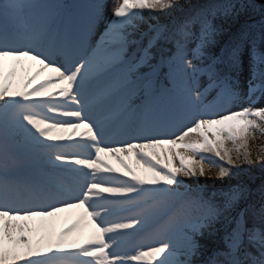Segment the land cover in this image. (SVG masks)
Here are the masks:
<instances>
[{
	"label": "snow or ice",
	"instance_id": "obj_1",
	"mask_svg": "<svg viewBox=\"0 0 264 264\" xmlns=\"http://www.w3.org/2000/svg\"><path fill=\"white\" fill-rule=\"evenodd\" d=\"M178 6L119 0L105 23L96 0L81 33L41 23L33 0H0V264H264V185L236 184L217 200L186 182L255 163L221 149L223 136L245 140L264 123V106L254 107L264 99V29L214 52V20L238 6L209 2L138 36L145 15ZM162 45L172 46L168 55ZM245 59L246 95L237 79ZM122 121L144 139L108 143ZM192 134L202 142H186ZM203 152L227 166L209 159L206 169ZM151 225L159 243L118 250Z\"/></svg>",
	"mask_w": 264,
	"mask_h": 264
},
{
	"label": "trees",
	"instance_id": "obj_2",
	"mask_svg": "<svg viewBox=\"0 0 264 264\" xmlns=\"http://www.w3.org/2000/svg\"><path fill=\"white\" fill-rule=\"evenodd\" d=\"M229 1L232 3H239L236 13L226 17H216L214 24L217 27L216 44L213 46V51L218 52L220 49H227L235 40L239 39L245 32L249 34H255L257 37L260 35L262 29H264V0H179V6L173 10H170V14H160L159 18L149 17L145 15L144 19L139 22V33L142 30L149 29L150 25L162 24L171 26L176 20L182 18V16L200 6L209 2H223ZM252 4L254 7H249L243 10L239 9V5ZM164 55H168L172 50L171 45H162ZM258 123H261L257 121ZM224 139L222 151H227L234 159L239 156L240 163L244 159L245 153L251 154V159L255 163L248 165L243 164L238 169H233L236 173L234 176L225 177L222 179L214 178V173L217 171L215 167L211 168L210 175L213 178L199 177L187 180L186 182L191 186H203L206 190V194L209 198L215 193V198L220 199V195L223 191H226L233 185L245 184L252 189H258L261 185H264V123L261 128L250 129L245 140H232ZM214 154V152H211ZM260 157L261 159H257ZM219 164L226 165L225 161H221ZM206 169L209 167L205 163ZM208 237L202 238L201 243L207 244Z\"/></svg>",
	"mask_w": 264,
	"mask_h": 264
},
{
	"label": "rangeland",
	"instance_id": "obj_3",
	"mask_svg": "<svg viewBox=\"0 0 264 264\" xmlns=\"http://www.w3.org/2000/svg\"><path fill=\"white\" fill-rule=\"evenodd\" d=\"M34 3L42 6L40 9L42 13L41 23L44 25L50 26L58 31H76L79 30L83 33L84 29H86L91 8L90 6L96 2V0H33ZM119 0H103L105 5V23H107L108 18L111 16V11L114 3H118ZM222 15V14H218ZM217 15V16H218ZM31 22H29L30 24ZM102 31V25H98L96 29V33L93 34L92 39L95 40L97 38V34ZM150 32V31H149ZM147 32V33H149ZM145 34V33H144ZM23 35V32H22ZM143 42L147 43V37L143 36ZM20 43H23L21 39ZM80 54V50L78 48H71L69 50V55L75 56ZM250 78V72L248 70L247 59H245L244 66L241 68L240 72L237 73V79L239 80L240 89L243 94H247L248 88V79ZM203 83V81H202ZM259 95V93H257ZM247 106L246 104H234L231 106V110H238L240 107ZM264 106V99H261L259 103L254 105V107H262ZM132 121H122L117 127H114L109 132L108 143L114 144L115 146H120L122 144H127L128 142H135L137 139H144V137H139L133 132L132 129ZM209 138L214 140V137L211 133H209ZM222 138H226L223 136ZM186 142H202V137L198 134H192L188 138H186ZM11 143V140H9ZM23 149V148H20ZM181 154L186 156H191L192 153H188L185 150L181 149ZM168 152H164V156L167 157ZM199 156L205 157V163L207 160H212L216 164H218V158L214 157L211 152H203L200 153ZM199 156L196 158L199 159ZM105 162L109 163L112 166H119L115 157L106 156L104 157ZM133 167H136L135 160L130 162ZM175 165L177 167L180 166V162L178 159L175 160ZM193 195L196 194V191L193 190ZM64 216L63 214H61ZM64 217H74V215H66ZM136 235V234H135ZM138 235V234H137ZM139 236H141L138 240L127 245L132 237H127L121 241L119 251L123 253H132L138 250L141 247H149L159 243L165 237L161 235L158 226L151 225L146 227L143 231H140ZM111 251V249H110ZM130 264H136V262H130Z\"/></svg>",
	"mask_w": 264,
	"mask_h": 264
},
{
	"label": "bare ground",
	"instance_id": "obj_4",
	"mask_svg": "<svg viewBox=\"0 0 264 264\" xmlns=\"http://www.w3.org/2000/svg\"><path fill=\"white\" fill-rule=\"evenodd\" d=\"M67 214H68V215H71V216H72V215L75 216L76 213H75V210H73V211H71V212L63 213L64 216H66ZM144 229H145V228H144ZM144 229H143V230H144ZM143 230H141V231H143ZM138 233H140V232H138Z\"/></svg>",
	"mask_w": 264,
	"mask_h": 264
}]
</instances>
